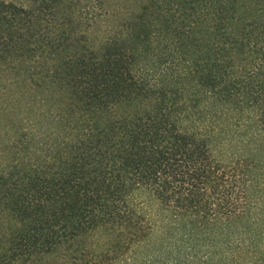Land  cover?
Returning a JSON list of instances; mask_svg holds the SVG:
<instances>
[{
    "label": "trees",
    "instance_id": "obj_1",
    "mask_svg": "<svg viewBox=\"0 0 264 264\" xmlns=\"http://www.w3.org/2000/svg\"><path fill=\"white\" fill-rule=\"evenodd\" d=\"M70 1L0 0V264H264V0Z\"/></svg>",
    "mask_w": 264,
    "mask_h": 264
},
{
    "label": "rangeland",
    "instance_id": "obj_2",
    "mask_svg": "<svg viewBox=\"0 0 264 264\" xmlns=\"http://www.w3.org/2000/svg\"><path fill=\"white\" fill-rule=\"evenodd\" d=\"M90 2L91 0H71L68 4V8L73 10V12L75 13H77L78 10H80V12H83ZM113 2L120 4V7L117 8V14L119 15V17L117 18L118 20L120 18L122 19L124 17V14H126L127 11L133 7L134 0H114ZM125 11L126 13H124ZM132 40L133 36L126 34L125 41L130 42ZM13 78L14 77L12 76V73H10L9 75H3L1 76V83ZM10 90L11 91L6 94L7 97H5L6 95H0V147L3 146V142H5L7 134L10 133V131L14 129L15 126L19 127L20 125H23L25 123V119L23 118V116L28 115L30 112H32H29V110H33V108H29V105H26L31 103V101L29 100H33L32 102L34 103V107L38 104V97L41 96L40 93H38L37 89H29L23 92L24 98L22 97V93L18 92L14 87H11ZM16 99H19V103H15Z\"/></svg>",
    "mask_w": 264,
    "mask_h": 264
}]
</instances>
